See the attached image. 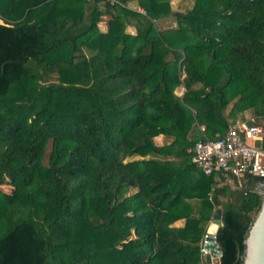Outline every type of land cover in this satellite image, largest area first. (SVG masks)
I'll list each match as a JSON object with an SVG mask.
<instances>
[{
    "label": "trees",
    "instance_id": "16d2710c",
    "mask_svg": "<svg viewBox=\"0 0 264 264\" xmlns=\"http://www.w3.org/2000/svg\"><path fill=\"white\" fill-rule=\"evenodd\" d=\"M0 19V264H201L217 208L219 264H243L264 178L192 150L264 130V0H0Z\"/></svg>",
    "mask_w": 264,
    "mask_h": 264
},
{
    "label": "built area",
    "instance_id": "2783aa9c",
    "mask_svg": "<svg viewBox=\"0 0 264 264\" xmlns=\"http://www.w3.org/2000/svg\"><path fill=\"white\" fill-rule=\"evenodd\" d=\"M263 133L261 125L251 123L250 120H237L224 135L198 141L192 150V162L206 175H212L220 169L239 179L247 175L264 178V150L254 144L262 138ZM201 251V264H206L205 256L208 251L204 247V241Z\"/></svg>",
    "mask_w": 264,
    "mask_h": 264
},
{
    "label": "water",
    "instance_id": "95a60500",
    "mask_svg": "<svg viewBox=\"0 0 264 264\" xmlns=\"http://www.w3.org/2000/svg\"><path fill=\"white\" fill-rule=\"evenodd\" d=\"M0 23H3L2 19H0ZM182 93L183 87L180 95ZM258 192L262 196V204L244 240L243 264H264V183ZM222 214V208L215 210L204 238V247L208 251L205 256L206 264H219L221 262L223 251L217 240V232L222 224Z\"/></svg>",
    "mask_w": 264,
    "mask_h": 264
},
{
    "label": "crops",
    "instance_id": "0c3cea01",
    "mask_svg": "<svg viewBox=\"0 0 264 264\" xmlns=\"http://www.w3.org/2000/svg\"><path fill=\"white\" fill-rule=\"evenodd\" d=\"M174 3H175V7H177V8H180L182 5H184L185 3H187L188 5H190V6H188V7H191L192 5H191V3H192V0H174ZM132 5H137V2H133V4ZM186 6V5H185ZM188 7H186V8H188ZM180 9H185V8H180ZM182 223V222H181Z\"/></svg>",
    "mask_w": 264,
    "mask_h": 264
},
{
    "label": "rangeland",
    "instance_id": "374dc122",
    "mask_svg": "<svg viewBox=\"0 0 264 264\" xmlns=\"http://www.w3.org/2000/svg\"><path fill=\"white\" fill-rule=\"evenodd\" d=\"M188 1V0H187ZM186 5V6H185ZM191 5H192V3H191ZM176 6V5H175ZM188 6H190V5H188L187 3H185L184 5H182L180 8H186V7H188ZM172 23V22H171ZM170 23V24H171ZM166 24V22L165 23H163V25H165ZM102 26L104 27V24L102 23ZM130 31H134V28H132V27H130V29H129ZM181 88L182 87H180L178 90H177V93L178 94H180L181 93ZM158 142H162V138L161 137H159L158 138Z\"/></svg>",
    "mask_w": 264,
    "mask_h": 264
}]
</instances>
